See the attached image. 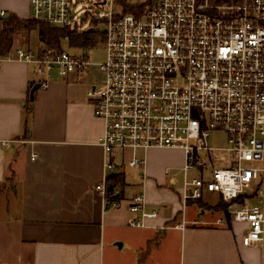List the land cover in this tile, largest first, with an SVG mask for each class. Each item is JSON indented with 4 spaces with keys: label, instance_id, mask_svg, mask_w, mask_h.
I'll use <instances>...</instances> for the list:
<instances>
[{
    "label": "built area",
    "instance_id": "built-area-1",
    "mask_svg": "<svg viewBox=\"0 0 264 264\" xmlns=\"http://www.w3.org/2000/svg\"><path fill=\"white\" fill-rule=\"evenodd\" d=\"M115 1L96 0L79 16L74 0H28L32 18L54 27L84 32L101 24L100 61L90 60L93 47H16L2 58L31 65L41 88L53 76L99 71L87 96L102 121L104 176L95 189L106 208L119 206L106 183L121 170L118 150H131L127 165L141 166L136 151L179 149L183 204L216 193L230 219L246 225L241 245L264 248V0H150L134 12L116 10ZM218 133L224 144L212 143ZM128 211L130 227L158 216L143 193Z\"/></svg>",
    "mask_w": 264,
    "mask_h": 264
},
{
    "label": "crops",
    "instance_id": "crops-1",
    "mask_svg": "<svg viewBox=\"0 0 264 264\" xmlns=\"http://www.w3.org/2000/svg\"><path fill=\"white\" fill-rule=\"evenodd\" d=\"M115 8L122 10L120 0ZM0 10L4 17L32 18L28 0H0ZM34 30L35 46L29 42ZM18 31L11 53L16 47H45L36 29L23 30L25 36L15 40ZM65 47L81 50L67 38L61 40ZM93 68L63 79L53 76L30 99L38 83L31 65L0 57V264H264V248L240 243L244 223L212 208L208 216L199 199L183 204L180 191L171 189L172 172L182 174L179 149L136 151L144 157L141 166L127 165L131 150H118L114 161L122 181L113 190L119 206L106 208L95 189L104 176V155L98 144L102 121L87 96ZM130 171L135 179L129 183ZM137 193L158 212L146 227L127 225L133 216L128 204ZM207 197L216 199L210 203ZM200 200L212 206L221 199L207 193ZM192 203L201 211L188 218L185 210ZM181 223L182 228L175 226Z\"/></svg>",
    "mask_w": 264,
    "mask_h": 264
},
{
    "label": "trees",
    "instance_id": "trees-1",
    "mask_svg": "<svg viewBox=\"0 0 264 264\" xmlns=\"http://www.w3.org/2000/svg\"><path fill=\"white\" fill-rule=\"evenodd\" d=\"M122 2L123 12L141 11L146 5L150 4V0H146L140 4ZM31 30L36 29L39 40L45 47H53L61 49V40L68 39L70 45L85 46L93 44L94 42L102 40L101 31H93L92 29L84 32H76L67 28H58L51 26L50 24L35 20L33 18H19L14 14H8L7 17L2 18V27L0 30V57L6 55L12 46L13 35L17 30ZM25 130L28 129L27 122L25 121ZM108 191H111L114 186L122 181V173H111L106 178ZM198 205L207 208V204L203 203L200 199L197 200ZM226 203L219 200L216 204L210 206L212 209L222 211L225 217H228L226 213Z\"/></svg>",
    "mask_w": 264,
    "mask_h": 264
},
{
    "label": "rangeland",
    "instance_id": "rangeland-1",
    "mask_svg": "<svg viewBox=\"0 0 264 264\" xmlns=\"http://www.w3.org/2000/svg\"><path fill=\"white\" fill-rule=\"evenodd\" d=\"M131 2H134V3H143L145 2V0H130ZM75 2V8H76V12L77 14H79V16H82L83 14V11L84 10H89L90 9V3L94 2V0H83V1H79V0H74ZM106 8V6H105ZM88 25L87 23L84 24V28H87ZM102 29V25L101 24H97L95 25L93 31H100ZM23 30H19L18 33L15 35V40L17 39V37H23L25 36V34H23L22 32ZM29 42L30 44L32 45H36L38 40H37V35H36V31L34 30L33 32L31 31L30 32V36H29ZM63 44V47L66 45L64 43ZM86 47H93V53L92 55L90 56V60L93 61V62H98L102 59L103 57V45L101 43V40L100 41H97V42H94L93 44H90V45H85V46H81V50L78 49V48H67L65 47L66 51L67 52H70V53H81ZM88 78H90V83L92 82H97L98 79H99V73L97 71L96 68H93L91 70V72L89 73V75L87 76ZM212 143L214 144H224V137H223V134L221 133H218L216 135H214L212 137ZM221 165V164H220ZM190 174H195L194 171H192ZM172 175L175 177L176 179V184L174 186H172V190L176 191V192H179L180 191V188L182 186V181H183V174H181L179 171H174L172 172ZM135 179V174H134V171H130L128 173H126V180H128V182L130 183V181H134ZM168 190L167 187H163V191H166ZM170 191V190H168ZM173 191V192H174ZM170 193V192H169ZM215 197H207L205 200L206 201H209L210 203L214 202L215 201ZM249 204H259L260 203V200L259 198H256L252 201H249L248 202ZM207 210H208V216L211 215V208H210V205L207 206ZM186 214H187V217L190 218V217H193V215H195L196 212H199L201 211V209L199 208V206L196 204V203H192V204H189L187 205L186 207ZM216 215H214L213 218H215ZM218 216V215H217ZM211 218V217H210ZM211 221V219H209ZM211 223V222H210Z\"/></svg>",
    "mask_w": 264,
    "mask_h": 264
},
{
    "label": "water",
    "instance_id": "water-1",
    "mask_svg": "<svg viewBox=\"0 0 264 264\" xmlns=\"http://www.w3.org/2000/svg\"><path fill=\"white\" fill-rule=\"evenodd\" d=\"M38 87H39V84H38V83L34 84V85L31 87L30 92H29V98H30V99H32L33 93H34V91H35Z\"/></svg>",
    "mask_w": 264,
    "mask_h": 264
}]
</instances>
